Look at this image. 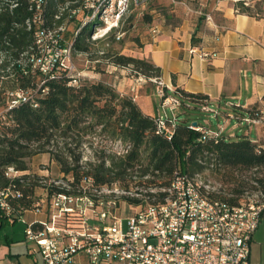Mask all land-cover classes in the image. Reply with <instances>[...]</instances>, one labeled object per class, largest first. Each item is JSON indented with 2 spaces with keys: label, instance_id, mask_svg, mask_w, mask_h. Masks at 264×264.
Here are the masks:
<instances>
[{
  "label": "trees",
  "instance_id": "obj_1",
  "mask_svg": "<svg viewBox=\"0 0 264 264\" xmlns=\"http://www.w3.org/2000/svg\"><path fill=\"white\" fill-rule=\"evenodd\" d=\"M73 1L44 0L43 20L38 22L33 0H0V190L13 192L8 203L14 219L33 211L40 200L39 183L49 178L30 173L29 159L43 153L49 154L57 175L62 176L59 182H67L69 187L54 181L45 183L48 201L54 193L79 194L89 188L86 180L92 181L91 189L136 190L144 196L140 199L122 195L128 205H139L146 199L164 201L168 193L162 190L170 187L177 173L219 178L222 185L231 186L229 197H214L234 205L248 191L260 190L254 182L264 188V146L247 137H208L192 128L194 119L186 118L174 125L167 120L172 126V136L167 138L159 132L157 118L145 114L132 96L104 81L75 78L64 67L58 66L54 77L41 85L45 77L32 62V55L38 53L37 28L54 31L76 21L69 18V10L78 7ZM236 9L261 16L251 13L244 1H237ZM94 24L82 26L79 21L81 29L73 37V53L94 52ZM192 39L198 42L195 36ZM106 52L102 50L104 55ZM112 62L148 79L162 78V69L146 59L112 54ZM17 89L37 91L35 103L22 102L7 109L8 93ZM173 94L180 99L181 107L199 108L208 102L207 95L179 88ZM258 111L253 109L248 116L255 118ZM197 126L203 127L200 123ZM96 137L101 138L100 143H119L126 152L118 154L105 144L95 152L94 161L86 160L84 146ZM10 167L20 174L9 176ZM151 189L159 192H150ZM7 218L0 207V220Z\"/></svg>",
  "mask_w": 264,
  "mask_h": 264
},
{
  "label": "built area",
  "instance_id": "obj_2",
  "mask_svg": "<svg viewBox=\"0 0 264 264\" xmlns=\"http://www.w3.org/2000/svg\"><path fill=\"white\" fill-rule=\"evenodd\" d=\"M33 1L38 10L35 20L41 22L44 0ZM150 1L74 0L72 4L77 3L78 7L69 10V18L81 17L82 26L94 22L93 32L96 34L103 28L105 36L118 31L120 18L125 13ZM208 21H213L211 16ZM66 28V25L54 31L42 26L37 28L38 53L32 55V62L45 77L41 85L54 77L58 66L66 68L75 78H82L67 63L72 42L67 47L61 46ZM191 52L209 57L199 46L192 47ZM149 80L157 84L163 106H182L177 96L168 93L162 78ZM36 94L37 91L20 89L9 92L7 109L22 102L35 103ZM202 111L215 113L208 104L202 106ZM255 115V118L246 116L242 121L249 125L264 122V109ZM156 118L159 132L170 138L171 124L162 116ZM192 128L208 137L221 136L201 126ZM125 152L124 149L117 151L118 154ZM7 174L18 176L20 173L10 167ZM91 182L84 181L89 188L79 194L54 193L49 201L47 195L40 197L31 212H40L44 201H48L50 208L45 219L28 222L22 217L27 224V239L40 248L42 264H254L250 246L262 220L264 205L252 197L234 205L214 197L221 191L206 174L191 177L177 173L170 187L162 190L168 193L164 201L146 199L139 205H129L131 212L127 216H119L116 213L119 200L112 199V194L119 190L91 189ZM122 193L132 195V192ZM11 195V189L0 190V207L7 213V221L13 224L16 219L8 203Z\"/></svg>",
  "mask_w": 264,
  "mask_h": 264
},
{
  "label": "crops",
  "instance_id": "obj_3",
  "mask_svg": "<svg viewBox=\"0 0 264 264\" xmlns=\"http://www.w3.org/2000/svg\"><path fill=\"white\" fill-rule=\"evenodd\" d=\"M237 1L219 0L215 4V19L194 31L197 43L192 39L194 33L171 30L149 42L142 59L162 69V79L169 94L173 95L179 88L208 96V107L215 112L212 118L215 125L205 118L201 124L205 129L231 139L240 130L244 137L264 146V122L249 125L242 121L253 109H264V15L250 16L240 12L236 9ZM194 46H199L209 57L192 54ZM117 90L127 94L121 88ZM156 91V84L143 81L134 84L132 96L139 106L143 100L140 107L145 114L164 117L159 114L154 101ZM187 108L192 107L188 105ZM199 108L202 111V107ZM164 118L173 125L183 119L178 115L170 119L167 114ZM245 124L247 128L242 129ZM43 159L53 164L49 154ZM28 213L32 212L23 215L26 221L38 220ZM250 248L251 262L264 264V217Z\"/></svg>",
  "mask_w": 264,
  "mask_h": 264
},
{
  "label": "rangeland",
  "instance_id": "obj_4",
  "mask_svg": "<svg viewBox=\"0 0 264 264\" xmlns=\"http://www.w3.org/2000/svg\"><path fill=\"white\" fill-rule=\"evenodd\" d=\"M218 1L219 0H152L140 7H133L131 11L125 13L124 16L120 18V27L114 36L110 35L113 34L114 31L103 36V28L96 34L93 32L92 41L97 42L93 45L94 52L90 54L71 52L70 60L67 61V63L71 66L74 74L81 75L82 78L91 79L92 81H104L116 89H123L125 93L132 96V94L135 93L133 92L134 84L142 83L143 81L151 85L156 83L150 81L141 74L138 75L131 68L117 67L112 62V54L142 59L144 55H146L147 44L156 37L164 36L168 31L178 29L182 34H193L195 29H199L206 25V23H209L208 16H211L212 20L215 19L214 7ZM240 1H244L245 5L250 7L251 13L264 15V0ZM79 19H81V17L73 23L68 24L67 29L62 32L64 47L69 46L72 42L76 30L79 27ZM193 36H195V33ZM195 40H197L196 37ZM102 50L107 51L105 55L102 53ZM132 97L135 98L134 96ZM154 99L159 114H162L164 117L167 114L170 116V119H174V116L178 115L179 118H191L194 119L193 122H200V124H203L205 118H208L209 121L215 125V121L212 120L214 117L212 112H203L200 108H195L194 106H192V108H187L185 106L176 108L163 106L162 99L158 96L157 91L154 95ZM139 104L141 106L143 100H141ZM0 110L3 111V108ZM244 128H247V124L242 127V129ZM236 133L238 135L235 136L234 139H237L238 136H243L240 130ZM100 142L101 138L96 137L93 139L92 143L85 144L86 160L89 159L94 161L95 152L100 151L105 144L109 145L115 152L122 150V146L119 143L104 144ZM44 156L47 157L48 154H39L29 159L30 173L49 178L47 181L39 183L37 195L41 198L46 197L45 187H43L45 183L54 181L55 184L59 183L69 188L67 182H59V180H62V176L57 175L54 168L55 164H51L46 159H43ZM258 177H263V175L258 174ZM211 182L212 185L221 191V194L229 197L228 193L231 188L229 184L222 185L219 178L217 179L215 176L211 179ZM253 184L255 187L260 188V190H250L242 196L240 200H247L249 197H252L259 204L264 205V188L257 182ZM221 188H223V191ZM135 191L132 192L130 197L144 198L143 195L137 194ZM149 191L157 193L159 189H151ZM112 195L113 200L116 198L119 200L116 213L119 216H127L130 214L129 205L121 198L123 193L118 191L114 192ZM49 208L50 205L48 201H44L40 212L35 214L28 213V216L45 219L48 216ZM0 225V262L4 264L43 263V256L39 246L36 242L27 239V224L23 218L16 220L13 224L6 219H2L0 220Z\"/></svg>",
  "mask_w": 264,
  "mask_h": 264
},
{
  "label": "water",
  "instance_id": "obj_5",
  "mask_svg": "<svg viewBox=\"0 0 264 264\" xmlns=\"http://www.w3.org/2000/svg\"><path fill=\"white\" fill-rule=\"evenodd\" d=\"M194 125H197V123H194Z\"/></svg>",
  "mask_w": 264,
  "mask_h": 264
}]
</instances>
